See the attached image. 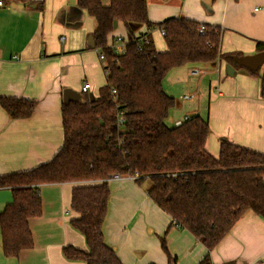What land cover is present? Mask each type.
Instances as JSON below:
<instances>
[{"label":"trees","instance_id":"1","mask_svg":"<svg viewBox=\"0 0 264 264\" xmlns=\"http://www.w3.org/2000/svg\"><path fill=\"white\" fill-rule=\"evenodd\" d=\"M76 6L95 22L91 38L93 48L104 54L106 82L96 97L81 94L76 102L62 103L63 144L49 162L0 177V188L12 194L0 213L3 256L18 258L33 248L29 221L42 214L39 187L69 183L75 185L70 209L77 215L69 225L84 238L87 250L63 247V257L83 264H121L103 239L109 181L118 175L134 178L139 186L148 182V199L170 217L171 225L206 249L198 264H211L209 253L240 218L253 213L264 221V154L222 140L213 157L205 148L208 122L199 116L167 127L164 121L176 100L164 92L162 81L186 65L224 61L244 69L232 61L240 55L221 53L217 28L204 25L201 34L200 24L184 18L151 24L146 0H76ZM115 22L124 25L128 37L125 54L118 57L108 47ZM131 24L163 30L166 51H156L148 34L135 37ZM256 51L264 54V43H257ZM260 70L264 100V63L256 72L247 71L255 76ZM0 107L11 120H20L32 115L36 103L0 98ZM160 243L166 252L164 237Z\"/></svg>","mask_w":264,"mask_h":264},{"label":"crops","instance_id":"2","mask_svg":"<svg viewBox=\"0 0 264 264\" xmlns=\"http://www.w3.org/2000/svg\"><path fill=\"white\" fill-rule=\"evenodd\" d=\"M2 1L0 98L34 101L36 107L29 118L20 120H11L0 107V177L49 162L63 144V92L71 90L81 95L82 85L88 83L87 94L96 97L106 82L103 63L90 43L95 22L77 8L76 0ZM146 5L147 19L153 25L184 18L217 28L223 54L254 55L256 44L264 43V0H146ZM129 28L135 37L150 35L156 51H166L158 28L148 29L139 24ZM115 37H127L122 23H117L108 45ZM198 66L186 65L170 71L171 78L187 82L174 112L185 109L173 124L185 117L204 119L200 107L205 98L209 134L210 129L225 121L226 115L234 121H248L244 109L252 106L261 112L259 120H255L260 122L252 130L255 134L243 125L240 132L252 139V145L256 144L254 151L264 154V100L260 96L259 77L224 61ZM193 69L205 74L197 89L188 81L201 75H193ZM207 76V89L203 92L202 83ZM196 91H200L198 95ZM190 94L195 97L182 99ZM231 107L238 114L229 115ZM215 133L221 135L216 130ZM205 148L217 157V149L210 140H206ZM74 186L67 183L39 187L42 214L29 221L33 248L18 258L4 257L0 248V264H83L67 261L61 252L67 246L87 250L84 238L69 225L77 217L70 209ZM147 187L148 182L139 186L127 177L109 181L110 197L103 226L105 245L121 264H198L206 249L185 230L171 225L170 217L148 199ZM11 200V191L0 188V213ZM163 237L166 252L161 248ZM209 257L211 264H264V221L247 213Z\"/></svg>","mask_w":264,"mask_h":264},{"label":"rangeland","instance_id":"3","mask_svg":"<svg viewBox=\"0 0 264 264\" xmlns=\"http://www.w3.org/2000/svg\"><path fill=\"white\" fill-rule=\"evenodd\" d=\"M126 39H128V37H126ZM199 68H201L203 65L202 64H198ZM261 70L255 75V76H259L261 74ZM203 71L201 73L200 76L194 77V78H189L188 81H192L195 85V88L197 89V85L198 82L200 81V79H202L205 74L203 75ZM170 72L167 73V75L164 77L163 81H162V88L164 90V92L172 95L174 97L175 100L178 99V97L180 95L183 94V92L186 91V87H187V82L183 79H181L180 82H178L176 79L171 78ZM207 81H208V76L203 80L202 83V88L201 90L204 92L207 89ZM183 85V86H182ZM200 91H196L195 93L198 95ZM183 102V101H182ZM207 98L204 99V101L201 103V107H200V115L202 117H204V119H206L207 116ZM250 109H244V112L247 113V117H248V121H234V119H231L228 115L225 116V121H222L221 123H219L216 127H214L213 129H210V134L207 138V141H211L212 144L216 147L217 149V153L219 152V141H226L231 143L232 140L234 141L235 145L239 146V147H243V148H257L256 144L252 145V140L251 138H249V136L244 135L243 132L241 131L242 125L244 127H246V129L255 134L252 130H254V127L257 128L258 123L260 121H255V120H259L258 115L261 114V112H259L258 110L254 109L252 106L249 107ZM185 109V108H184ZM178 110L174 109L171 110V112L169 113L168 118L164 121V124L167 127H172L174 126L173 122L175 121V119L179 118L180 115L183 113V110ZM239 112V111H238ZM238 112L235 110H232V107L228 109V114L229 115H234V114H238ZM216 121H212V123H215ZM255 124V125H254ZM221 125V126H220ZM215 130L217 133H221V135H218L215 133ZM223 132V133H222ZM226 134V135H223ZM230 138V139H229ZM250 149V150H252ZM254 151V149H253ZM257 152V151H256Z\"/></svg>","mask_w":264,"mask_h":264},{"label":"built area","instance_id":"4","mask_svg":"<svg viewBox=\"0 0 264 264\" xmlns=\"http://www.w3.org/2000/svg\"><path fill=\"white\" fill-rule=\"evenodd\" d=\"M0 7H4V3H3L2 0H0ZM204 30H205L204 25H200L198 27L199 33L202 34L204 32ZM159 33H160V36L161 37H163L165 35V33L163 32V30H159ZM136 37H138V36H136ZM127 43H128V39L122 38V37H115L113 39V42L110 43L108 45V47H109L110 51L112 52V54H114L116 57H118V56H121V55H124L125 54V50H126ZM141 43L142 44L147 43V41L145 40V38L143 40H141ZM139 49H140V47H139ZM96 52H97L98 60L101 63H103V65H104V61H105L104 54L101 53L99 50H96ZM106 73L107 72L105 71V74ZM191 73L193 75H199L201 72L199 70L193 69ZM89 89H90V85L88 83H84L82 85V87H81L80 93L81 94H87V92L89 91ZM114 93L115 92L112 91V94H114ZM194 97H195L194 94H190V95L183 96L182 99H184V100H191ZM120 116L118 117V121H117L118 122L117 123L118 126H120L122 124V122H123ZM189 119L190 118L185 117L184 121H187ZM182 122L183 121H178V122L174 123V126L175 127H178V126H180L182 124ZM127 178L128 179H131V180H134V178H131V177H127ZM119 179H121V177H119L118 175H114L110 180H119Z\"/></svg>","mask_w":264,"mask_h":264},{"label":"water","instance_id":"5","mask_svg":"<svg viewBox=\"0 0 264 264\" xmlns=\"http://www.w3.org/2000/svg\"><path fill=\"white\" fill-rule=\"evenodd\" d=\"M117 23L113 24V28H116ZM91 46L93 47L92 38L90 39ZM232 61L234 64L238 65L241 68L249 70L251 72L258 71L264 63V54L263 53H256L254 55H247V56H232ZM81 95L75 93L71 90H65L63 92V101L64 102H76L80 100ZM91 98H93L91 96Z\"/></svg>","mask_w":264,"mask_h":264}]
</instances>
